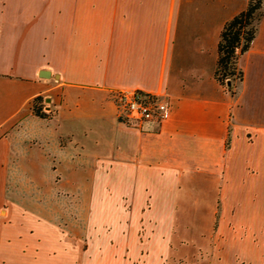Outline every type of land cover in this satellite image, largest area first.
Instances as JSON below:
<instances>
[{"label": "crops", "instance_id": "0c3cea01", "mask_svg": "<svg viewBox=\"0 0 264 264\" xmlns=\"http://www.w3.org/2000/svg\"><path fill=\"white\" fill-rule=\"evenodd\" d=\"M247 4L0 0V264H264V15L215 76ZM135 89L170 116L123 122Z\"/></svg>", "mask_w": 264, "mask_h": 264}, {"label": "trees", "instance_id": "16d2710c", "mask_svg": "<svg viewBox=\"0 0 264 264\" xmlns=\"http://www.w3.org/2000/svg\"><path fill=\"white\" fill-rule=\"evenodd\" d=\"M263 15L264 0H248L246 8L228 19L221 30L215 76L234 96L238 94L235 87L237 81L244 78V70L239 64L240 57L250 48ZM44 101L40 95L32 104L34 113L42 118L49 117L44 109Z\"/></svg>", "mask_w": 264, "mask_h": 264}, {"label": "built area", "instance_id": "2783aa9c", "mask_svg": "<svg viewBox=\"0 0 264 264\" xmlns=\"http://www.w3.org/2000/svg\"><path fill=\"white\" fill-rule=\"evenodd\" d=\"M116 103L119 118L132 125H142L157 120L164 122L171 114L172 106L164 101L159 94L140 89L118 90Z\"/></svg>", "mask_w": 264, "mask_h": 264}, {"label": "rangeland", "instance_id": "374dc122", "mask_svg": "<svg viewBox=\"0 0 264 264\" xmlns=\"http://www.w3.org/2000/svg\"><path fill=\"white\" fill-rule=\"evenodd\" d=\"M239 82L240 81H237V84H236V89L238 88L237 86H238V84H239ZM191 220H193V218H191ZM194 220H196L195 221V223H194V225H193V233H194V235L195 236H193V238L191 239V241L192 242H196L195 244H200V242H199V240H200V236H199V232L201 231V229L203 228V226H204V221H203V218H194ZM188 236H189V234H188ZM191 244H193V243H191Z\"/></svg>", "mask_w": 264, "mask_h": 264}, {"label": "water", "instance_id": "95a60500", "mask_svg": "<svg viewBox=\"0 0 264 264\" xmlns=\"http://www.w3.org/2000/svg\"><path fill=\"white\" fill-rule=\"evenodd\" d=\"M40 75L41 76H51V71L49 69H41L40 70Z\"/></svg>", "mask_w": 264, "mask_h": 264}]
</instances>
